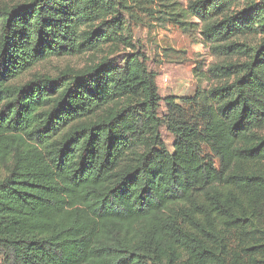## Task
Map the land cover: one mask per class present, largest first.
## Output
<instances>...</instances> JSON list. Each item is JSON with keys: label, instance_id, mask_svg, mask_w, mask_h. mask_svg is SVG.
I'll list each match as a JSON object with an SVG mask.
<instances>
[{"label": "trees", "instance_id": "obj_1", "mask_svg": "<svg viewBox=\"0 0 264 264\" xmlns=\"http://www.w3.org/2000/svg\"><path fill=\"white\" fill-rule=\"evenodd\" d=\"M145 3H0V264H264V0ZM136 10L198 31L217 84L177 102L99 57Z\"/></svg>", "mask_w": 264, "mask_h": 264}, {"label": "rangeland", "instance_id": "obj_2", "mask_svg": "<svg viewBox=\"0 0 264 264\" xmlns=\"http://www.w3.org/2000/svg\"><path fill=\"white\" fill-rule=\"evenodd\" d=\"M27 1L29 0H0V3L14 4ZM158 1L147 0L143 6L155 8ZM175 1H178L183 7L189 2V0ZM135 12V18L130 22L126 33L132 46L126 47L120 41L112 46L105 45L98 53L99 57L107 56L113 64L120 66L129 53L134 50L141 51L146 56L148 69L156 72V83L160 95H174L178 97L177 102H180L183 97H193L198 88L203 90L217 84L215 79H209L206 76L208 74H205L207 67L217 59L203 44L198 31L194 28L184 31L176 25H164L151 18L152 15H145L142 10ZM123 16L127 15L123 14ZM90 57L89 53L79 56L52 57L37 64L29 74L34 72L56 74L67 66L81 67ZM195 66H197V74L203 75L201 78L199 76L200 79L192 73ZM187 110L190 109L187 108ZM159 113L160 115L165 113L163 102ZM161 134L163 141L170 148L173 140L172 134L165 127H162Z\"/></svg>", "mask_w": 264, "mask_h": 264}]
</instances>
